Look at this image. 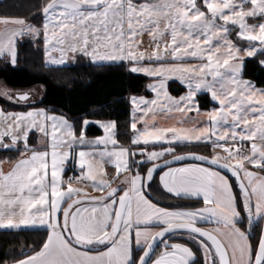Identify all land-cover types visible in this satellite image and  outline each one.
<instances>
[{
  "label": "snow or ice",
  "instance_id": "1",
  "mask_svg": "<svg viewBox=\"0 0 264 264\" xmlns=\"http://www.w3.org/2000/svg\"><path fill=\"white\" fill-rule=\"evenodd\" d=\"M37 14L40 26L22 18L0 20L19 26L0 32V56L10 57L13 66L16 40L28 36L42 41L45 61L53 65H64L70 55L127 62L130 72L152 78L147 88L155 96L132 97L128 146L113 138L115 122L101 123L105 135L89 141L88 119L77 136L66 118L44 109H0V150L24 145L10 170L0 168V223L9 217L7 228L43 226L48 232L38 251L13 264H199L190 247L163 239L182 233L198 245L204 264H264V231L258 239L250 236L251 224L264 219V87L243 75L246 60L264 70V0H45ZM235 27L247 47L229 38ZM145 33L151 51L141 50ZM173 78L187 88L179 97L168 91ZM201 89L219 104L204 113L203 122ZM0 96L16 103L29 99L7 89ZM157 110L183 116L195 110L197 117L191 127H157L145 119ZM31 131L50 137L45 150L29 145ZM193 142L210 144L211 157L176 154L172 146ZM73 159L79 175L68 177L65 189L62 173ZM106 163L115 168L111 180L104 178ZM159 168L167 193L202 198L203 206H160L149 187ZM73 180L101 194L88 195ZM240 206L248 231L238 226ZM17 216L22 219L14 223ZM200 222L217 227L206 230Z\"/></svg>",
  "mask_w": 264,
  "mask_h": 264
},
{
  "label": "trees",
  "instance_id": "2",
  "mask_svg": "<svg viewBox=\"0 0 264 264\" xmlns=\"http://www.w3.org/2000/svg\"><path fill=\"white\" fill-rule=\"evenodd\" d=\"M45 0H0V18H28L36 26H40L42 15H33L41 11ZM17 63L13 66L5 59L0 61V89H27L40 86L42 94L37 102L26 104L10 102L0 96V105L5 109H25L44 107L60 112L74 122L81 118L112 119L116 123L117 138L122 144H129L132 130L130 128V95L150 93L145 90L147 78L142 74L130 72L124 64H94L80 62L72 65L47 66L43 61L42 41L33 42L31 37L23 36L17 44ZM244 77L252 80L257 86L264 87V70L253 60L245 61ZM170 94L178 96L184 88L175 81L168 85ZM201 105H205L206 96L198 97ZM204 100V102H203ZM88 135H97L99 128L94 125L86 129ZM35 135L29 136L28 143H34ZM176 154L196 152L209 156L205 145H176ZM20 151H1L0 159L14 161ZM210 157V156H209ZM146 165L142 166V171ZM158 173L153 177L149 187L154 189L153 195L158 202L171 207L184 206L182 200L165 192L157 182ZM241 207V219L238 226L249 230V219ZM263 219L251 224L250 236L258 239L262 232ZM46 229H0V264L11 263L42 247L46 240ZM169 241H178L190 246L199 264H204L200 249L190 240L178 238L172 234L164 237ZM157 246L156 251L160 250Z\"/></svg>",
  "mask_w": 264,
  "mask_h": 264
},
{
  "label": "crops",
  "instance_id": "3",
  "mask_svg": "<svg viewBox=\"0 0 264 264\" xmlns=\"http://www.w3.org/2000/svg\"><path fill=\"white\" fill-rule=\"evenodd\" d=\"M136 2H142V0H136ZM2 19V18H0ZM25 19H28V18H25ZM42 20H43V17H42ZM2 24V25H1ZM42 24V22H41ZM14 23H4V22H0V32L4 31L6 28L7 29H13V28H17L19 26H13ZM23 37V36H22ZM22 37H18L17 40H16V44L18 42V40H20ZM141 40L143 42V47L141 50H145L147 49L148 51H151V48H149V41H150V37L147 35V33H145L142 37H141ZM2 59H5V61H7L9 64L10 63V57H8L7 55H4V56H0V61H2ZM43 61H44V64L47 65V66H54V65H49L48 63H46L45 61V57L43 55ZM66 63L64 65H72V64H77V63H80V62H90V63H93L91 62L88 58H84V57H81L79 55H77L75 57V59H73L71 57V55L69 56V58L65 61ZM1 63V62H0ZM124 64L125 67L130 71V65L127 63V62H115V63H112V62H107V61H104V62H95L94 64ZM12 65V64H11ZM180 85V84H179ZM183 87V86H182ZM42 90V89H41ZM148 91V90H147ZM149 92V91H148ZM184 92V91H183ZM183 92L181 94H183ZM150 95L149 96H146L144 94H138V95H130L129 96V101L130 99H132L133 96H136V97H141V96H145V98H151L152 97V94L151 92H149ZM180 94V95H181ZM172 95V94H170ZM178 95V97L180 96ZM30 96V100L29 102H34L36 99L39 98V95L37 97H31V95L29 94ZM175 96V95H173ZM0 109H3L5 111H10V112H26V111H29L31 109H44L46 110V112H48V114L50 115H56V116H63L64 118H66L70 123H72L74 125V130H75V133L76 135L78 136L79 135V131L81 129V122L82 120L84 119H88L90 121H92V123H90L87 128L91 125H94L96 126L97 128H99L100 130V133L97 134V135H88L86 133V139L89 140V141H92V140H95V138H98V137H101V136H104L105 133L102 129V127L100 126L101 123H107V122H115L114 120L112 119H91V118H81L80 120H78V122H74L73 120L69 119L67 116H65L64 114L60 113V112H57V111H53V110H50V109H47V108H44V107H29V108H25V109H5L3 106L0 105ZM132 112H133V109L131 107L130 109V125H131V122H132ZM192 113V111H191ZM177 115H180V113H176V112H171V113H165V112H162L160 110H157L154 114L150 113L148 114L147 116H145V119L146 120H149V122L151 124H154L155 126H158V120H162L163 118V121L166 120V118H171V117H175L177 118L176 116ZM154 116V118H153ZM206 119V118H205ZM203 118V120H205ZM159 121V122H160ZM97 122H100V123H97ZM143 126L142 122H137V127L138 128H141ZM131 128V127H130ZM132 130V129H131ZM114 139L116 140L117 144L119 145H125V146H128L129 144H122L118 141V138H117V128H116V123H115V128H114ZM133 131V130H132ZM31 134H34L35 135V138H34V143L31 144L29 143L30 146L36 148V150H45L46 148V145L47 143L49 142L50 140V137H45L43 134L37 132V131H31L29 136ZM247 143V142H246ZM248 144V143H247ZM176 145H180V146H184V145H205L207 146L208 143H204V142H201V143H196V142H193L191 144H188V143H182V144H174L173 146H176ZM85 148V150H87V146H83ZM99 147H103V145H100ZM109 147H111V145H109ZM16 148L19 149L20 151V156L14 160V161H11V162H8V161H4V160H1L0 159V168H3L4 171H8L10 170V167L19 159L21 158V153L24 152V145L23 143H19L16 145ZM81 146L77 145L76 147V151L78 152L80 150ZM3 151V150H0V152ZM7 151H14V150H7ZM16 151V150H15ZM183 163H192V162H183ZM72 166L75 171H76V175L75 176H78L79 175V169L78 167L75 165V160H71L69 162L66 163L65 165V170L67 168V166ZM172 166H180V164H176V165H172ZM163 171V169L161 171H159V174ZM105 179H109L111 180V177L112 175H115V168L113 165L109 164V163H106L105 164ZM158 174V175H159ZM62 181H64V184H63V187L66 189L67 187V183L65 182V171L62 173ZM158 183L159 182V179H158ZM160 185V184H159ZM73 186L75 187H81V188H84L87 192L88 195H100L101 193L99 192H96L93 190V188L91 187V184L90 183H87V182H81V183H77L75 180L73 181ZM113 186H116L115 185V182L113 184ZM160 187L162 188V186L160 185ZM163 189V188H162ZM164 190V189H163ZM166 192V190H164ZM170 195H172L171 193H168ZM173 196V195H172ZM175 198H177V200H182L184 206H177V207H171V206H168V205H164L162 202H159L160 203V206L162 207H168V208H195L197 206V204H200L202 202V198H199V199H196V198H187V197H178V196H174ZM155 202V201H154ZM11 219L9 217H6L5 220L0 223V229H17V228H7L5 225L7 224V221ZM22 219V217L20 216H17V217H14L13 220H14V223L17 222V221H20ZM198 225H201V226H204L203 223H198ZM206 227V226H204ZM207 228V227H206ZM18 229H46L44 228L43 226H29V227H24V226H21L20 228ZM47 230V229H46ZM47 235H48V232H47ZM47 238V237H46ZM170 243L172 242H178V241H169ZM178 243H182V242H178ZM185 244V243H183ZM186 246L190 247L189 245L185 244ZM161 248V247H160ZM100 250H103V249H100ZM38 251V250H37ZM160 251V250H159ZM158 251V252H159ZM33 253L31 254H28V255H32ZM26 255V256H28ZM26 256L20 258V259H23L25 258ZM8 264H13V262L11 263H8Z\"/></svg>",
  "mask_w": 264,
  "mask_h": 264
},
{
  "label": "rangeland",
  "instance_id": "4",
  "mask_svg": "<svg viewBox=\"0 0 264 264\" xmlns=\"http://www.w3.org/2000/svg\"><path fill=\"white\" fill-rule=\"evenodd\" d=\"M3 19H5V18H2V19H0V20H3ZM9 19H14V18H9ZM22 19H24L26 22H28V23H30V24H33V25H35L30 19H25V18H22ZM249 23H255V22H257V21H253L251 18H249V21H248ZM2 25V24H1ZM13 26H18V25H16V24H14ZM230 27H232L231 25H230ZM239 29H238V27H235V28H233L232 29V32H231V34H230V36H229V38L230 39H232L233 40V42L234 43H236L239 47H241V48H244V47H247V41L246 40H242V39H239V38H237V36H236V32L238 31ZM215 43V42H214ZM259 58V57H258ZM187 63H191V64H197V63H199V61L198 60H193V59H189V60H187L186 61ZM206 62V61H205ZM47 63V62H46ZM66 63V62H65ZM49 65H53V64H50V63H48ZM142 75H144L148 80H147V82H146V85H145V90H148L149 92H151V90L150 89H148L147 88V85H149V84H151V83H153V80H152V78H150V77H148L146 74H142ZM210 78V77H209ZM245 79H248V78H246V77H244ZM250 80V79H249ZM170 81H175V82H177L178 84H180L181 86H183V88H184V92H183V94L187 91V88H186V85H184V84H182V83H180V81L177 79V78H173L172 80H170ZM169 81V82H170ZM252 81V80H251ZM258 87H260V86H258ZM5 89H7V90H9L12 94H16V93H23V92H26V93H28V94H30L31 95V97H37L38 95H39V98L38 99H36L34 102H37L39 99H40V96H41V94H42V90H41V88H40V86H33V87H30V88H27V89H18V90H16V89H8V88H5ZM151 94H152V97L151 98H147V99H152V98H154V96H155V94L153 93V92H151ZM183 94H181V95H183ZM205 94V96H206V102H208L207 104H205V105H201V101L198 99V97L199 96H201V95H204ZM173 96V95H172ZM143 97H145V96H143ZM173 97H178V96H173ZM197 99H198V101H199V120L201 121V122H203L204 120H203V118L205 119L206 117L204 116V113L205 112H207V111H209V110H212V109H214V108H218L219 107V104H218V102H216V101H213L212 100V98H211V94L210 93H208L206 90H204V89H201L200 90V92L198 93V96H197ZM29 100H30V97H29ZM128 100H129V97H128ZM203 102H204V100H203ZM21 103V102H20ZM129 103H130V107H132V109H133V106H132V99H130V101H129ZM177 118H175V117H171V118H166V120L165 121H163V118H162V120L160 121V120H158V126L157 127H173V126H175V127H191L192 126V121H193V119H195L196 117H197V113H196V111L195 110H193L192 111V113L191 112H189L188 113V115L187 116H183L182 114H180V115H177L176 116ZM160 121V122H159ZM199 126H204L203 125V123H201ZM174 145V144H173ZM172 145V146H173ZM165 147H167L168 145H164ZM186 146V145H185ZM189 146V145H188ZM173 147H175V146H173ZM207 147H208V149H209V152H205V153H207L210 157H211V155H212V153H213V150H212V147H211V145L210 144H208L207 145ZM244 147H245V149L247 148V147H249V145L245 142V145H244ZM217 151H220L221 152V154L222 155H225V153H223V151L222 150H220V149H217ZM166 158H168V157H165V159ZM250 168H251V166H250ZM251 170H253V171H256L257 169H255V168H251ZM158 179H159V175H158V177H157V182H158ZM158 184H160V183H158ZM203 206V200H202V202L200 203V204H197V206L195 207V208H200V207H202ZM239 219H241V215H240V218ZM201 223H203V225L204 226H206L207 228H209L210 230L211 229H213V228H215V227H217V225L215 224V223H208V222H201ZM243 230V229H242ZM175 237H180V238H185V239H187V236H186V234H178V235H176ZM164 239V238H163ZM192 242V241H191ZM193 244H195L197 247H198V245L195 243V242H192ZM199 248V247H198Z\"/></svg>",
  "mask_w": 264,
  "mask_h": 264
},
{
  "label": "water",
  "instance_id": "5",
  "mask_svg": "<svg viewBox=\"0 0 264 264\" xmlns=\"http://www.w3.org/2000/svg\"><path fill=\"white\" fill-rule=\"evenodd\" d=\"M23 93H26V92H23ZM23 93H16L15 95H19V94H23ZM30 97V96H29ZM21 103H23V104H26V103H29V99L27 100V101H25V102H21ZM187 153H195V154H197V155H203V154H200V153H196V152H186V153H182V154H187ZM171 157H168V158H166V159H170ZM183 162H193V161H182V162H177V164H179V163H183ZM174 165H176V164H174ZM163 168H159V169H157V171H156V173H158L159 171H161ZM155 173V174H156ZM154 174V175H155ZM225 174H227V175H230V174H228V173H225ZM197 226L198 227H201V228H204V229H206V230H210L209 228H206V227H204V226H201V225H198L197 224ZM262 231H264V219H263V228H262ZM168 234H166V236H167ZM159 245V244H158ZM157 245V246H158Z\"/></svg>",
  "mask_w": 264,
  "mask_h": 264
},
{
  "label": "built area",
  "instance_id": "6",
  "mask_svg": "<svg viewBox=\"0 0 264 264\" xmlns=\"http://www.w3.org/2000/svg\"><path fill=\"white\" fill-rule=\"evenodd\" d=\"M75 175H76L75 169L71 165L67 166V168L65 170V182L66 183L68 182V177L75 176ZM73 181H71V182L73 183Z\"/></svg>",
  "mask_w": 264,
  "mask_h": 264
}]
</instances>
